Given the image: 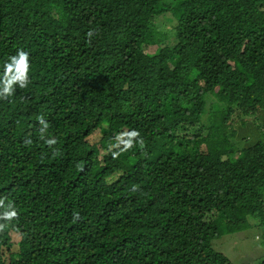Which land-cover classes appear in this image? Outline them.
<instances>
[{"label": "trees", "instance_id": "obj_1", "mask_svg": "<svg viewBox=\"0 0 264 264\" xmlns=\"http://www.w3.org/2000/svg\"><path fill=\"white\" fill-rule=\"evenodd\" d=\"M21 48L30 82L0 98L18 212L0 264H240L213 239L264 241V0H0V77ZM236 111L255 118L232 127Z\"/></svg>", "mask_w": 264, "mask_h": 264}, {"label": "rangeland", "instance_id": "obj_2", "mask_svg": "<svg viewBox=\"0 0 264 264\" xmlns=\"http://www.w3.org/2000/svg\"><path fill=\"white\" fill-rule=\"evenodd\" d=\"M158 23L161 24L160 27L162 29L165 28L169 33H173L171 25L166 23L163 19ZM176 41L177 40L175 36L173 34H170L167 40L164 41V43L172 45ZM157 49V45H148L145 47V50L148 53H154ZM206 101L208 108L211 110L218 104L216 97L211 93L206 96ZM207 112H209L208 109ZM253 117L243 116L238 111H236L230 117L229 124L232 127H237L241 119H248ZM102 136L103 131L101 129H96L88 138L91 143L96 144L100 148L101 157L107 152L104 144L101 142ZM117 137L120 140L122 138V134H118ZM230 139L232 140V142H237V140H235V138L231 135ZM118 175L119 173H116L115 175L110 177L109 180L112 181ZM212 245L215 250L225 254L233 263L256 264L264 256V241L262 238V229L257 226H252L241 231L230 233L224 232L219 237L213 239Z\"/></svg>", "mask_w": 264, "mask_h": 264}, {"label": "clouds", "instance_id": "obj_3", "mask_svg": "<svg viewBox=\"0 0 264 264\" xmlns=\"http://www.w3.org/2000/svg\"><path fill=\"white\" fill-rule=\"evenodd\" d=\"M88 37L91 38L93 35V30L87 33ZM31 70L30 55L29 52L25 51L23 48L19 49L16 54L9 57V59L4 64V71L2 77H0V98H8L12 96L18 85L21 89L26 88L30 82L29 73ZM40 128V138L45 139V133L49 127L48 122L41 115L38 117ZM129 139L124 141L125 150L132 147V139L139 135L138 132H131L128 134ZM30 144L31 141H26ZM46 143L51 146L56 143L55 139H46ZM143 141H141V144ZM114 157L118 156L119 153H114ZM135 191V189H133ZM0 220L12 221L18 216L17 209L12 201L5 204V198H0ZM79 214H75L74 219H78ZM7 225L0 223V231L4 230Z\"/></svg>", "mask_w": 264, "mask_h": 264}]
</instances>
